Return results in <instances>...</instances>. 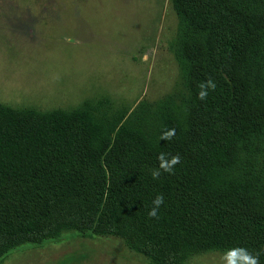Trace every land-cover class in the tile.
<instances>
[{"label":"trees","instance_id":"1","mask_svg":"<svg viewBox=\"0 0 264 264\" xmlns=\"http://www.w3.org/2000/svg\"><path fill=\"white\" fill-rule=\"evenodd\" d=\"M171 3L180 105L168 95L127 116L0 105V258L75 232L118 237L152 264L237 247L264 264V0ZM160 153L180 163L153 179Z\"/></svg>","mask_w":264,"mask_h":264},{"label":"rangeland","instance_id":"2","mask_svg":"<svg viewBox=\"0 0 264 264\" xmlns=\"http://www.w3.org/2000/svg\"><path fill=\"white\" fill-rule=\"evenodd\" d=\"M178 27L171 0H0V105L125 116L168 95L180 105ZM225 255L195 254L184 264H227ZM0 264L152 263L118 237L66 232L20 245Z\"/></svg>","mask_w":264,"mask_h":264},{"label":"clouds","instance_id":"3","mask_svg":"<svg viewBox=\"0 0 264 264\" xmlns=\"http://www.w3.org/2000/svg\"><path fill=\"white\" fill-rule=\"evenodd\" d=\"M199 88L201 89L198 93V98L200 100H206L209 94V90H215L216 84L211 79L201 82L199 84ZM175 135V129H171L164 134L162 139L170 140ZM166 153H160L157 159L160 161V165L158 169L152 170V177L153 179H158L161 175L160 169H163L164 172L169 174H173L174 167L176 164L180 163V157L172 156L171 159H167ZM164 204V197L163 194H158L155 199L153 200V207L148 212L150 217H157L158 210L160 206ZM260 253H250L247 249L244 248H233L229 250L224 259L227 260V264H258Z\"/></svg>","mask_w":264,"mask_h":264}]
</instances>
